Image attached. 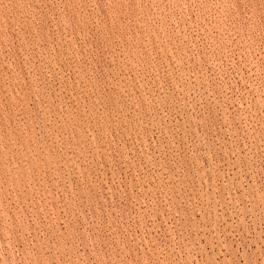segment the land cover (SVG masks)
Instances as JSON below:
<instances>
[{"label":"rangeland","instance_id":"1","mask_svg":"<svg viewBox=\"0 0 264 264\" xmlns=\"http://www.w3.org/2000/svg\"><path fill=\"white\" fill-rule=\"evenodd\" d=\"M0 264H264V0H0Z\"/></svg>","mask_w":264,"mask_h":264}]
</instances>
